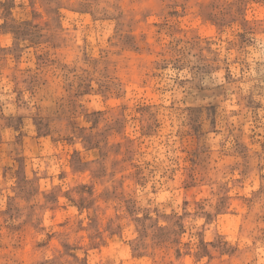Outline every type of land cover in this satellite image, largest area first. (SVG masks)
I'll return each instance as SVG.
<instances>
[{
	"label": "rangeland",
	"instance_id": "obj_1",
	"mask_svg": "<svg viewBox=\"0 0 264 264\" xmlns=\"http://www.w3.org/2000/svg\"><path fill=\"white\" fill-rule=\"evenodd\" d=\"M0 264H264V0H0Z\"/></svg>",
	"mask_w": 264,
	"mask_h": 264
}]
</instances>
